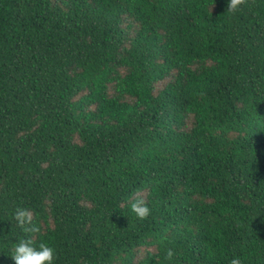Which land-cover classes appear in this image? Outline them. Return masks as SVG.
I'll use <instances>...</instances> for the list:
<instances>
[{
    "label": "trees",
    "instance_id": "16d2710c",
    "mask_svg": "<svg viewBox=\"0 0 264 264\" xmlns=\"http://www.w3.org/2000/svg\"><path fill=\"white\" fill-rule=\"evenodd\" d=\"M228 3L0 0V264L17 207L55 264H264V0Z\"/></svg>",
    "mask_w": 264,
    "mask_h": 264
},
{
    "label": "clouds",
    "instance_id": "9594fccd",
    "mask_svg": "<svg viewBox=\"0 0 264 264\" xmlns=\"http://www.w3.org/2000/svg\"><path fill=\"white\" fill-rule=\"evenodd\" d=\"M244 0H229L228 9L237 11ZM131 211L135 213L140 220L147 218L150 215V208L142 200H137L131 204ZM12 220L15 221L17 227L25 236L16 239L13 247L8 254L14 261V264H55L56 251L53 246L47 241L41 242L35 246L31 239V233H38L40 229L33 223V215L30 209L17 207L12 213ZM11 222V221H10ZM169 257L172 252L169 251ZM230 264H243L240 256H233Z\"/></svg>",
    "mask_w": 264,
    "mask_h": 264
}]
</instances>
